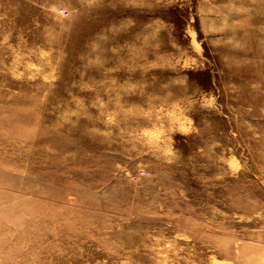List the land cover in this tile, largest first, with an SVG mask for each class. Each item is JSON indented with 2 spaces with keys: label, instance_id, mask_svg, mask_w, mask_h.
<instances>
[{
  "label": "rangeland",
  "instance_id": "1",
  "mask_svg": "<svg viewBox=\"0 0 264 264\" xmlns=\"http://www.w3.org/2000/svg\"><path fill=\"white\" fill-rule=\"evenodd\" d=\"M0 264H264V0H0Z\"/></svg>",
  "mask_w": 264,
  "mask_h": 264
}]
</instances>
